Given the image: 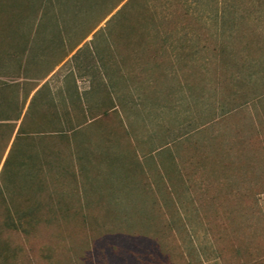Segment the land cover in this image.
Listing matches in <instances>:
<instances>
[{
	"label": "rangeland",
	"instance_id": "rangeland-1",
	"mask_svg": "<svg viewBox=\"0 0 264 264\" xmlns=\"http://www.w3.org/2000/svg\"><path fill=\"white\" fill-rule=\"evenodd\" d=\"M127 2L0 0V264H264V0ZM85 125L146 172L66 181Z\"/></svg>",
	"mask_w": 264,
	"mask_h": 264
},
{
	"label": "crops",
	"instance_id": "crops-1",
	"mask_svg": "<svg viewBox=\"0 0 264 264\" xmlns=\"http://www.w3.org/2000/svg\"><path fill=\"white\" fill-rule=\"evenodd\" d=\"M17 34V33H16ZM15 36L17 37V35ZM17 62V58H16ZM17 65V64H16ZM18 68L16 67V75L13 78L14 80L9 81V83H15L16 91H15V120H1L0 122H11L15 124L13 134L15 137L18 135V131L21 128L24 108L22 105L23 96L22 93L20 95L21 106L19 108L18 115V82L23 85V73H21L18 77ZM0 80L4 82H8V78L4 74H0ZM118 108H113L114 110ZM97 116V115H95ZM91 122V121H90ZM122 132V134L130 135V139L132 137V132L129 131V128L125 125L124 128H118V133ZM74 132V131H73ZM79 132L86 135L85 144L83 143L80 148H71V158L69 164L66 165V171L68 178H65L66 181L71 182H82L89 181L99 183H111L112 186L107 187H94L95 191H110V192H119L120 189H117V185L120 184L121 181L124 180H138L134 175H143L141 173H145L146 166L144 164V159L147 156H150V148L146 142H141L138 146H135V142H129L127 140V145L124 147H120L115 141H112L111 138L106 137L105 143L103 142V138L100 135L107 134L103 128L97 126H88L85 125L79 128ZM117 133V131H115ZM135 133V132H134ZM134 135V134H133ZM128 137V138H129ZM127 138V139H128ZM103 139V140H102ZM114 140V139H113ZM116 147L114 146L115 144ZM160 151V149H159ZM123 174V175H122ZM124 175H128L127 178ZM133 176V177H132ZM142 178L141 180H143ZM113 183V184H112ZM79 190L83 191V186L79 187ZM108 196H119L121 194H107ZM84 196V194L77 195Z\"/></svg>",
	"mask_w": 264,
	"mask_h": 264
},
{
	"label": "trees",
	"instance_id": "trees-1",
	"mask_svg": "<svg viewBox=\"0 0 264 264\" xmlns=\"http://www.w3.org/2000/svg\"><path fill=\"white\" fill-rule=\"evenodd\" d=\"M124 0H118V3L116 4V6L117 5H119L121 2H123ZM135 0H128V2H127V4H126V6L128 5V4H131L132 2H134ZM1 121V120H0ZM20 132H21V128L19 129V131H18V134H20Z\"/></svg>",
	"mask_w": 264,
	"mask_h": 264
}]
</instances>
